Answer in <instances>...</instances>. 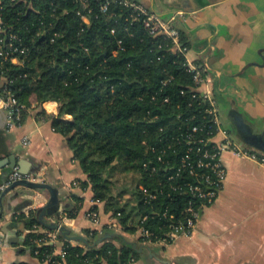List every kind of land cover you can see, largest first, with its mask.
<instances>
[{
  "label": "trees",
  "instance_id": "obj_1",
  "mask_svg": "<svg viewBox=\"0 0 264 264\" xmlns=\"http://www.w3.org/2000/svg\"><path fill=\"white\" fill-rule=\"evenodd\" d=\"M90 2L91 12L79 0H1L6 30L1 33L0 77L21 104L39 114H46L43 102H59L52 125L87 176L82 187H90L93 199L118 216L121 230L97 246L65 241L60 254L43 233H29L25 244L48 264H142L140 249L127 233L144 227L151 241L168 237L171 222L184 217L192 198L187 184L197 180L181 166L188 139L208 137L215 124L203 87L172 37L151 32L129 6L112 3L104 13L100 2ZM179 43L184 49L191 45L181 28ZM22 113L23 121L30 112ZM195 125L200 129L194 131ZM199 146L193 144L191 159L201 172ZM116 171L134 173V186L116 191L111 178ZM144 188L156 197H146ZM125 192L130 196L123 200ZM76 210L80 206L69 216ZM16 219L29 228L40 224L33 212ZM113 231L106 224L102 231L88 228L85 233L93 242ZM137 240L147 241L140 235Z\"/></svg>",
  "mask_w": 264,
  "mask_h": 264
},
{
  "label": "crops",
  "instance_id": "obj_2",
  "mask_svg": "<svg viewBox=\"0 0 264 264\" xmlns=\"http://www.w3.org/2000/svg\"><path fill=\"white\" fill-rule=\"evenodd\" d=\"M138 1L154 8L162 17L177 16L173 21L176 28L184 29L191 43L186 57L200 62L205 69L207 87L214 93L223 126L240 139L231 122V111L236 108L253 129L264 132V0ZM41 108L46 114L30 110L21 123L11 129L6 125L0 128V158L14 155L26 163L29 176L35 178L36 170L39 179L58 188L60 201L52 206V213L43 214L45 221L66 224L73 234L81 235H86L88 228L102 231L106 224L112 227L113 215L105 210L104 203L93 199L90 187H82L87 176L63 134L52 125V115L59 114V102L48 100ZM26 137L28 144L24 143ZM224 162L227 178L217 199L201 210L193 234L181 235L165 246L161 242L138 241L137 234L127 233V239L141 249L140 263L264 264V166L231 150L225 152ZM13 170L9 166L0 169V181H7ZM75 197L84 201L78 203ZM49 198V190L27 187H16L2 197L0 224L6 245L0 253V264H48L25 244L36 227L39 233L58 232L53 242L58 254L63 253L65 241L80 243L39 220ZM96 204L98 210L92 209ZM78 206V214L69 216V210ZM91 210L100 212L101 229L89 218ZM32 212L40 222L33 228L16 219L18 214L28 216ZM11 237L16 239L11 242Z\"/></svg>",
  "mask_w": 264,
  "mask_h": 264
},
{
  "label": "built area",
  "instance_id": "obj_3",
  "mask_svg": "<svg viewBox=\"0 0 264 264\" xmlns=\"http://www.w3.org/2000/svg\"><path fill=\"white\" fill-rule=\"evenodd\" d=\"M82 2L83 6L88 10L92 11L93 7L91 6L90 0H79ZM1 2V0H0ZM100 2L101 11L107 13L110 9V5L112 3H121L126 6L131 7L133 10V17L138 18L143 16V22L145 26L153 33L157 31H163L168 36L172 37L173 40L178 44L179 48L183 51L188 50V48L184 49L181 47L179 43V31L173 22L175 17L170 16L168 18H162L156 12H154L149 6L144 4L143 2L137 0H97ZM81 14V17L85 21H89V15L81 10L78 11ZM6 30L5 20L3 18L2 11L0 9V48L1 51H4V47H2L3 38L1 37V33ZM114 32L115 30L112 29ZM12 45V42L10 46ZM16 49L19 51H24V48H19L16 46ZM18 57L12 56V60L16 61ZM188 64L190 65L192 71L195 73V78L197 82H199L203 87V95L210 102V113L212 115V122L215 124V129H211L208 131L209 136L204 137L190 135L188 139V144H190L187 154L184 156L182 160L181 166L185 169H189L192 174L197 177V180L187 184L185 192L189 191L192 198L190 199L187 207L184 208L182 213L184 217L179 220H173L170 224L171 228L168 232V237L158 238V242L169 243L174 238L179 237L181 235H191L195 232L199 217L201 214V210L208 205H211L218 197V193L222 188L226 178H227V169L224 162V154L226 151H234L240 156L244 158L251 159L253 161H258L264 166V152L260 151L257 148H252L246 144H244L238 137L234 136V134L228 130L225 126H223L220 116V109L217 106V101L215 99L213 91L207 87L208 78L207 74H205V69L202 65L192 62L188 60ZM203 68V69H202ZM0 108L4 110L7 116L6 128L11 129L14 125L21 123L23 118L22 111L26 110L29 112L31 109L25 107L21 104L14 93L9 90V87L6 83H4L0 77ZM200 127L195 125L193 127L194 131L199 130ZM29 138L26 137L24 140L25 144L29 143ZM200 143L203 146V151L199 146L197 149L198 154H200L199 159H197L198 167H202V171L195 170V163H192V153L193 144ZM22 178L36 179L29 175H24L20 172L18 167H15L7 181H0V196L2 192L15 183L16 180ZM174 178V175H170V179ZM146 193V197L155 198L156 194L153 192H149L147 188L143 189ZM0 210H1V201H0ZM95 210H92V214H88L89 217L92 218L99 224L100 221L96 217ZM174 215L172 214L171 217ZM118 220V216L116 217ZM120 220L114 223L116 226H119ZM36 232H39V228L36 227L34 229ZM45 234V238L43 239L47 243H53L58 238V232L56 231H44L41 232ZM137 234L140 236H144L147 241H151V231L148 228H138ZM152 242V241H151ZM6 245V239L2 232V227L0 224V253L4 249Z\"/></svg>",
  "mask_w": 264,
  "mask_h": 264
},
{
  "label": "water",
  "instance_id": "obj_4",
  "mask_svg": "<svg viewBox=\"0 0 264 264\" xmlns=\"http://www.w3.org/2000/svg\"><path fill=\"white\" fill-rule=\"evenodd\" d=\"M154 12L158 14L154 8L150 7ZM159 16H161L159 14ZM162 17V16H161ZM170 15H165L162 18H168ZM177 16H175L176 18ZM3 114V118L0 117V128H4L6 123H7V116L6 113H4V110L0 108V115ZM232 119L231 122L233 123L234 130H236L238 136L240 139L248 146L252 148H257L260 151L264 152V132L257 131L256 129H253V127L246 121L245 116L236 108H233L231 111ZM9 166L10 168L14 169L15 167L19 166V170L21 173L24 175H28L29 171L27 170L28 167L26 166V163L23 160H17V158L14 155H9L8 157L0 158V169H3L5 167ZM35 174V180L34 179H29V178H22L18 179L13 183L11 186L6 188L1 196L0 200L2 197L8 193L11 190H14L16 187H27L33 190H49L50 192V202L47 204V206L42 207V215L40 216L39 220L47 227L53 230H58L61 232V235L64 236L65 238L84 243L88 246H97L101 244L105 238L115 236L118 234L117 231L113 232H106L103 234V236L96 238L93 242L90 241V239L84 235V234H73L72 230L63 223H58V221H53V222H48L45 221L43 214L47 212L52 213V206L55 204H58L60 199L58 198V193L59 190L58 188L51 184L48 183L42 179H39V175H37L36 170L34 171ZM2 215V210L0 211V217ZM58 216H61L60 213L57 214ZM18 237V236H16ZM16 237H11L9 240L12 242L16 239ZM135 246H138L137 243H134ZM140 249V248H139ZM141 250V249H140Z\"/></svg>",
  "mask_w": 264,
  "mask_h": 264
},
{
  "label": "rangeland",
  "instance_id": "obj_5",
  "mask_svg": "<svg viewBox=\"0 0 264 264\" xmlns=\"http://www.w3.org/2000/svg\"><path fill=\"white\" fill-rule=\"evenodd\" d=\"M15 62H21V60H19V58H17ZM111 178L114 181L115 190L116 191H119V190H123L125 187H133L134 184L136 183L137 176L134 173H130V172L128 173V172H125V171L124 172L116 171V172H114L112 174ZM129 196H130V193L129 192H125L124 195L122 196V198L124 200V199H127V197H129ZM91 212H92V210L89 211L90 214H92ZM94 213H95L96 217L98 218V220L100 221V223L97 224V225H100L98 227H100V229H101L103 227L102 226V216H101V214H100L99 211L94 212ZM89 218L92 220L91 217H89ZM110 220H111V223L110 224L112 225V228L113 229L121 230V224L119 222H118L119 223L118 224L119 226H116L114 224V223H116L119 220V219L117 220L116 216H112L110 218ZM93 223L95 224L96 222L93 220ZM135 234H137V232ZM177 238L178 237L174 238L173 240H176ZM145 242H147V241H145ZM152 242H155L156 243L158 241H152ZM169 243L165 242L164 245L167 246Z\"/></svg>",
  "mask_w": 264,
  "mask_h": 264
},
{
  "label": "bare ground",
  "instance_id": "obj_6",
  "mask_svg": "<svg viewBox=\"0 0 264 264\" xmlns=\"http://www.w3.org/2000/svg\"><path fill=\"white\" fill-rule=\"evenodd\" d=\"M53 105V104H52Z\"/></svg>",
  "mask_w": 264,
  "mask_h": 264
}]
</instances>
